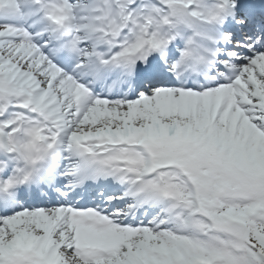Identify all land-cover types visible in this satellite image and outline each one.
<instances>
[{
  "label": "snow or ice",
  "instance_id": "6c2138e0",
  "mask_svg": "<svg viewBox=\"0 0 264 264\" xmlns=\"http://www.w3.org/2000/svg\"><path fill=\"white\" fill-rule=\"evenodd\" d=\"M33 3L32 26L0 25V264H264V43L247 36L264 0ZM73 58L123 68L127 94L93 95Z\"/></svg>",
  "mask_w": 264,
  "mask_h": 264
},
{
  "label": "bare ground",
  "instance_id": "6f19581e",
  "mask_svg": "<svg viewBox=\"0 0 264 264\" xmlns=\"http://www.w3.org/2000/svg\"><path fill=\"white\" fill-rule=\"evenodd\" d=\"M28 1H29V0H21L22 3H26V2H28ZM207 3H208V2H207ZM208 4H209V3H208ZM209 5H211V4H209ZM24 6H25L26 8H28V9H31V8H32V5H30V4H28V3H26ZM97 48H98L99 51L102 52V47H101L100 45H98Z\"/></svg>",
  "mask_w": 264,
  "mask_h": 264
}]
</instances>
